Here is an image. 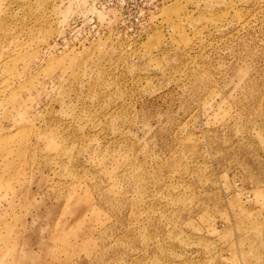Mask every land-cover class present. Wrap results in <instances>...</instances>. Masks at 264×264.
<instances>
[{
	"label": "rangeland",
	"instance_id": "1",
	"mask_svg": "<svg viewBox=\"0 0 264 264\" xmlns=\"http://www.w3.org/2000/svg\"><path fill=\"white\" fill-rule=\"evenodd\" d=\"M130 19L0 0V264H264V0Z\"/></svg>",
	"mask_w": 264,
	"mask_h": 264
},
{
	"label": "built area",
	"instance_id": "2",
	"mask_svg": "<svg viewBox=\"0 0 264 264\" xmlns=\"http://www.w3.org/2000/svg\"><path fill=\"white\" fill-rule=\"evenodd\" d=\"M164 0H92L93 6L98 9H115L121 16L131 18V22H139V16H143L146 12L155 9ZM131 10V12H128ZM129 31L134 28L132 26L126 27ZM127 30V29H126Z\"/></svg>",
	"mask_w": 264,
	"mask_h": 264
}]
</instances>
